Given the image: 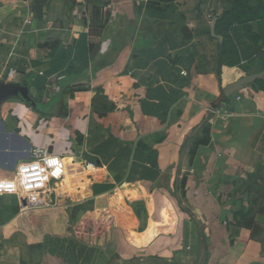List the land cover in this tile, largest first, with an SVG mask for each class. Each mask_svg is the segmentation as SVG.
Segmentation results:
<instances>
[{
    "label": "crops",
    "instance_id": "1",
    "mask_svg": "<svg viewBox=\"0 0 264 264\" xmlns=\"http://www.w3.org/2000/svg\"><path fill=\"white\" fill-rule=\"evenodd\" d=\"M147 1L0 0V264H264V0Z\"/></svg>",
    "mask_w": 264,
    "mask_h": 264
},
{
    "label": "trees",
    "instance_id": "2",
    "mask_svg": "<svg viewBox=\"0 0 264 264\" xmlns=\"http://www.w3.org/2000/svg\"><path fill=\"white\" fill-rule=\"evenodd\" d=\"M160 2H169V0H148V1H147V4H146V7H147V8H156ZM218 63H222V60H221V61L219 60ZM215 73H216L217 80H218V82L220 83V65H218V67H217ZM256 83H257L260 87L263 86V88H264V85H262L263 80L260 81V82H256ZM14 212L17 213V210H14ZM45 213H46V212H43V211H42V212L36 211V212H31V213L25 215V217H29L28 220H29V222H31V224H33V225H37V223L41 221L42 216H43V214H45ZM38 217H39V218H38ZM34 223H35V224H34Z\"/></svg>",
    "mask_w": 264,
    "mask_h": 264
},
{
    "label": "water",
    "instance_id": "3",
    "mask_svg": "<svg viewBox=\"0 0 264 264\" xmlns=\"http://www.w3.org/2000/svg\"><path fill=\"white\" fill-rule=\"evenodd\" d=\"M264 76V71L259 76L248 77L241 81V85L252 82V80L260 79ZM240 85V84H239ZM19 93V86L15 84H0V103L7 97L17 96Z\"/></svg>",
    "mask_w": 264,
    "mask_h": 264
},
{
    "label": "built area",
    "instance_id": "4",
    "mask_svg": "<svg viewBox=\"0 0 264 264\" xmlns=\"http://www.w3.org/2000/svg\"><path fill=\"white\" fill-rule=\"evenodd\" d=\"M28 154L35 160L46 159L49 156V149L47 147H33L29 149Z\"/></svg>",
    "mask_w": 264,
    "mask_h": 264
},
{
    "label": "rangeland",
    "instance_id": "5",
    "mask_svg": "<svg viewBox=\"0 0 264 264\" xmlns=\"http://www.w3.org/2000/svg\"><path fill=\"white\" fill-rule=\"evenodd\" d=\"M59 213L57 211H54V219L58 218Z\"/></svg>",
    "mask_w": 264,
    "mask_h": 264
},
{
    "label": "clouds",
    "instance_id": "6",
    "mask_svg": "<svg viewBox=\"0 0 264 264\" xmlns=\"http://www.w3.org/2000/svg\"><path fill=\"white\" fill-rule=\"evenodd\" d=\"M7 187H11V186L9 185V186H7Z\"/></svg>",
    "mask_w": 264,
    "mask_h": 264
}]
</instances>
